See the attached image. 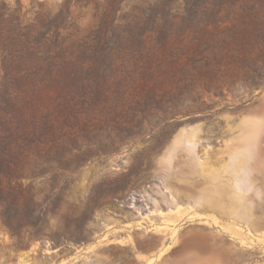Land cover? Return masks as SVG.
<instances>
[{
  "label": "rangeland",
  "instance_id": "obj_1",
  "mask_svg": "<svg viewBox=\"0 0 264 264\" xmlns=\"http://www.w3.org/2000/svg\"><path fill=\"white\" fill-rule=\"evenodd\" d=\"M0 264H264V0H0Z\"/></svg>",
  "mask_w": 264,
  "mask_h": 264
}]
</instances>
